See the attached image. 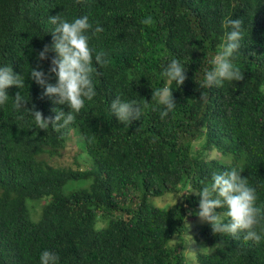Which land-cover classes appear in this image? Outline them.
<instances>
[{
  "label": "trees",
  "instance_id": "1",
  "mask_svg": "<svg viewBox=\"0 0 264 264\" xmlns=\"http://www.w3.org/2000/svg\"><path fill=\"white\" fill-rule=\"evenodd\" d=\"M60 14L86 15L93 29L103 27L88 35L108 62L94 63L96 96L69 127L33 128L11 101L0 106V264H39L46 249L59 264H185L178 237L199 211L190 192L209 185L214 172L241 168L264 203V0H0V63L25 76V107L45 117L69 109L45 97L27 71L51 46L48 17ZM149 16L153 23H142ZM229 18L244 24L234 61L244 79L205 87ZM52 55L40 62L46 73ZM173 58L188 65L179 88L159 75ZM165 85L177 105L162 120L152 88ZM18 91L10 88V98ZM118 94L144 107L141 120L126 125L112 116ZM69 138L77 141L75 166L51 165ZM213 151L228 163L211 159ZM181 190L182 201L170 208L150 203ZM196 238L209 249L197 264H264V242L215 234L211 226L197 227Z\"/></svg>",
  "mask_w": 264,
  "mask_h": 264
},
{
  "label": "clouds",
  "instance_id": "2",
  "mask_svg": "<svg viewBox=\"0 0 264 264\" xmlns=\"http://www.w3.org/2000/svg\"><path fill=\"white\" fill-rule=\"evenodd\" d=\"M48 23L53 26L49 32L52 36L51 46H44L38 53L37 67L28 66L27 73L44 89L45 97L53 104L66 105L69 111L53 108L54 116L45 117L34 108H26L29 97L21 94V90L25 89V76L15 73L12 65L3 63H0V106H6L11 101L13 110L20 114L21 119L27 118L33 123V128L60 130L72 125L81 110L96 96L94 63L103 65L108 61L103 50L97 51L90 44L88 33L93 31V34H98L104 29L98 23L93 29L88 16L69 20L60 14L48 17ZM142 23L151 25L153 20L149 16ZM227 27L229 30L225 33L224 42L219 45L212 60L213 66L204 72L205 87H221L226 82L244 79L234 62L245 39L244 24L242 20L229 18ZM50 53L54 55L46 73L40 62L48 60ZM187 72L188 65L173 58L162 64L159 75L167 84L174 83L179 88L185 83ZM51 77L55 78V83L50 82ZM12 87L19 90L15 98H10L8 94ZM152 90V101L162 109L160 118L163 120L177 105L173 90L167 85ZM109 107L112 116L126 125L141 120L144 114V107L137 100L125 99L122 94L116 95ZM226 169L214 172L209 185L190 192L199 197V211L195 215L208 223L215 234L242 235L245 241L256 244L264 242V203H258L257 189L251 186L249 179L242 177L241 168L232 166ZM217 209L222 211L217 213ZM59 261L60 257L55 251L46 249L39 256V264H59Z\"/></svg>",
  "mask_w": 264,
  "mask_h": 264
},
{
  "label": "rangeland",
  "instance_id": "3",
  "mask_svg": "<svg viewBox=\"0 0 264 264\" xmlns=\"http://www.w3.org/2000/svg\"><path fill=\"white\" fill-rule=\"evenodd\" d=\"M71 138V137H70ZM70 138L67 140V146L66 148L62 151L60 157L58 158V161L55 162L54 165L57 167L56 163L61 165L62 168H73L75 166L76 160L74 159L75 154L77 153V141L74 140L73 138L71 139V142L69 141ZM70 142V143H69ZM79 145V143H78ZM211 159H219L218 161L222 164L228 163L229 157H224L222 155H219L216 152H212L210 154ZM87 157L86 154H84L83 158L80 159L78 158V161L80 164H82V168H84V164L86 163ZM73 185L67 187V190L73 189ZM184 191L181 190L178 194H166L161 198H154L150 200V203L156 207L162 208V209H167L170 208L173 204L180 203L182 201V196H183ZM47 198L42 199L37 202H27V207L30 208L34 204H40V203H46ZM40 210V207H37L36 211L38 212ZM226 219V218H225ZM101 226V225H100ZM203 226H210L206 222H202L199 217L195 220L193 219H188L186 221V228L187 232L185 233L184 237H181L178 239L182 240V242L179 243V248L183 252L185 256V264H197L196 261V255L197 254H203L209 251L208 247L200 241L197 240L196 238V228L197 227H203ZM178 239L174 240V243L178 244ZM179 240V241H180Z\"/></svg>",
  "mask_w": 264,
  "mask_h": 264
}]
</instances>
